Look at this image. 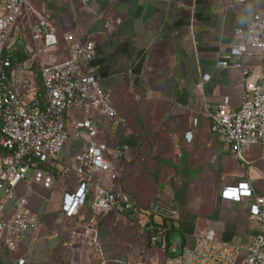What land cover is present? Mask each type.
<instances>
[{"label":"crops","instance_id":"0c3cea01","mask_svg":"<svg viewBox=\"0 0 264 264\" xmlns=\"http://www.w3.org/2000/svg\"><path fill=\"white\" fill-rule=\"evenodd\" d=\"M30 2L34 10L51 20L61 38L59 49L47 55L45 63L68 57L62 41L65 33L96 43L102 66L101 83L122 122L118 143L129 142L125 158L120 161L122 175L118 185L141 205L159 201L177 208L181 219L175 224L187 237V243L195 235L213 229L225 240L247 249L258 224L249 214L248 202L224 200L222 189L238 181H250L264 193L259 184L264 181V159L259 148L247 152L248 165L236 158L212 132L210 114L225 97L230 98L231 108L241 105L246 91L245 75L239 68L224 67L220 62L240 60L230 54L237 40L236 29L264 11V0ZM19 45L23 49L20 55L27 56L29 50L24 44ZM243 61L253 74L261 72V51L249 50ZM204 75L210 79L204 81ZM70 111L69 127L73 129L74 121L81 115L73 108ZM98 124L106 133L108 122L98 118ZM190 130L193 139L188 142L185 134ZM70 143V180L65 191L76 185L70 163L81 147L79 141ZM58 165L62 169L61 161ZM100 177L105 179L104 174ZM25 191L27 187L21 185L19 192ZM50 191L34 187L29 203L40 216V226L28 232L16 253L0 243V264H16L21 257L27 264H100L101 255L92 247L71 242L73 226L61 213L60 200L51 207L45 201ZM178 194L183 198V207L176 203ZM6 209L10 210L9 206ZM113 216L108 214L99 225L101 253L109 264L121 257L147 264H159L165 259L164 249L147 248L145 240H139L135 232L116 233L111 224ZM157 217L155 221H161ZM64 226L70 231L62 233ZM154 252L161 255L159 260Z\"/></svg>","mask_w":264,"mask_h":264},{"label":"built area","instance_id":"2783aa9c","mask_svg":"<svg viewBox=\"0 0 264 264\" xmlns=\"http://www.w3.org/2000/svg\"><path fill=\"white\" fill-rule=\"evenodd\" d=\"M107 26L111 28V23ZM16 28L18 40L11 42ZM236 38L230 54L240 60L220 63L243 71L246 91L238 109L230 107L229 97L224 98L210 114L211 130L236 158L248 165L249 151L259 148L264 159V11L240 25ZM60 41L51 20L34 10L30 0H0V243L16 253L28 232L39 228L40 216L31 209L29 199L19 192V187L25 185L32 192L36 186L52 190L56 180L54 164L61 161L66 143L76 140L81 147L72 155L70 166L77 176V186L63 193L61 213L73 226L71 242L92 247L101 255L100 264H109L101 253V220L108 214L125 223L138 221L143 225L146 220L139 218L143 207L118 185L122 175L120 161L128 146L118 143L122 122L101 83L102 66L96 43L65 33L62 41L68 57L45 63L43 51L52 48L56 52ZM20 43L29 50L24 60L18 59L14 46ZM251 49L262 52V70L258 75L243 61ZM209 79V75L203 76L204 81ZM72 108L81 118L70 129ZM98 118L108 122L106 133ZM197 124L195 118L193 125ZM185 138L192 141V130L186 132ZM29 170L33 171L30 180ZM222 199L248 202L249 214L258 224L251 245L244 249L209 229L183 246L172 242L159 264H264V194L252 182L238 181L223 187ZM8 206L10 210L6 209ZM145 210L168 222L181 219L180 211L171 204L158 201ZM164 231H149L151 241L157 242ZM164 245L159 247L163 249ZM16 264L27 261L21 257ZM114 264L147 263L121 257Z\"/></svg>","mask_w":264,"mask_h":264},{"label":"rangeland","instance_id":"374dc122","mask_svg":"<svg viewBox=\"0 0 264 264\" xmlns=\"http://www.w3.org/2000/svg\"><path fill=\"white\" fill-rule=\"evenodd\" d=\"M17 34H18V28H16L14 30V33H13L12 38H11V42H13L14 40L15 41L18 40V35ZM49 53H53L52 52V48H48V49H45L43 51V56L42 57H43L44 60L46 59L47 55H49ZM54 62H57V60L54 61ZM101 137L102 136H100L99 139H101ZM70 144H71L70 141H68L66 143L65 149H64V151L62 153V157L60 159L61 163L63 164L62 165L63 166L62 169L59 168V165H58L59 163H55L54 164V167L57 169V173H55L56 180H55V183H54V186H53L52 190L50 191V194H49L48 198L45 199V201H46V203H47V205L49 207L56 206L58 204L59 200H60V206H61L62 196H63V193H64V192H62V189H63L64 186L65 187H64L63 191H65L68 188V182L70 180V177L68 178V163H69V159H70L69 155H70V151H71ZM32 175H33V171L29 170L28 175H27L28 180H30L32 178ZM180 178H181V176H178L177 179H180ZM71 181H72V179H71ZM76 181H77V176L75 175V180L73 181L74 184L76 183ZM259 184H261V186H262V188L264 190V181L261 182V183L259 182ZM58 185L59 186L61 185L62 189L61 188L58 189V187H59ZM76 186H77V184L72 186V190H75ZM25 196L29 199L32 196V191H29V190L25 191ZM39 197H41V195ZM156 198L158 200L161 199V197H157V196H156ZM176 203H177V205L179 207H183L184 206L183 205V198H182V196H180V194H178V196H177V202ZM141 206L143 208L148 209V208L151 207V204H149V205H141ZM157 219L159 220L160 218L157 217ZM111 224L113 226H115L116 231H117L116 233H118L119 230L135 232V234H136V236H138L139 240H142V238L144 239L143 234H141V232H140V226L138 224V221H134L132 223H125L124 221L119 220L118 218H116V216H113L111 218ZM63 228L64 229L62 230V233H66V231L67 232L70 231V228L68 226H64ZM182 241H183V238L180 235H175L172 238V242L174 244L179 245V246H182ZM155 253L156 252H154L153 254H155ZM158 257L160 258L161 255L160 254H155V258L157 260H159Z\"/></svg>","mask_w":264,"mask_h":264},{"label":"trees","instance_id":"16d2710c","mask_svg":"<svg viewBox=\"0 0 264 264\" xmlns=\"http://www.w3.org/2000/svg\"><path fill=\"white\" fill-rule=\"evenodd\" d=\"M14 46H16L15 48H16V54H17L18 59L19 60H24L27 56L23 57V55H20V53L23 51L22 47H20V45H17V44H15ZM38 83L41 84L39 76H38ZM120 143L123 146L129 145V142L127 140H123ZM125 192L130 194L127 191H125ZM258 192L260 194H264V193L260 192L259 189H258ZM155 217H156V215L154 213L147 212L145 210V208H142L139 211V218L146 220V222L143 225H141L139 223L138 224L140 226V230L142 231L141 234H143L144 240L147 243L146 244L147 248H151L153 246L154 247H157V246L159 247V246H161V245H163L165 243V245L163 246V249L167 252L168 251V246L172 243V238L175 235L182 236V238H183L182 246L187 243V237L181 232L180 227L178 225H176L175 222H168V220L166 218H162L161 221L156 222L155 221ZM150 226H152V227L149 228ZM162 229L165 230L163 235L160 236V238H159V240L157 242L153 243L151 241V238H150V235H149V231L154 230V231L158 232V231H161Z\"/></svg>","mask_w":264,"mask_h":264}]
</instances>
